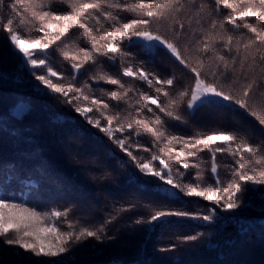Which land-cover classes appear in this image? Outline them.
Wrapping results in <instances>:
<instances>
[{
  "label": "snow or ice",
  "instance_id": "6c2138e0",
  "mask_svg": "<svg viewBox=\"0 0 264 264\" xmlns=\"http://www.w3.org/2000/svg\"><path fill=\"white\" fill-rule=\"evenodd\" d=\"M212 4L216 17L223 15L222 8L229 9L230 13L223 15V20L211 19L205 27V14L212 13H208L204 0H0V33H6L18 64L22 63L26 68L30 66L28 71L39 82L36 87L42 85L62 97L63 102L71 105L75 113L91 126L83 128L79 121L72 125L81 139L87 138L95 145L109 148L96 132L91 131L94 128L126 154L127 159L118 158L115 150L109 148L110 159H118L121 167L128 168V180L138 190L140 184L145 185L148 203L142 207L147 215L138 216L134 223L141 226L146 237L157 232L162 236L164 230L180 223L182 218L205 222L219 219L217 208L235 210L242 203H247L249 185L264 186V139L254 143L255 137H250L243 129L240 130L243 134L231 130L187 136L173 135L168 131L170 125H188L191 121L187 117L194 120L201 109H222L254 118L264 134V103H249L252 88L257 86L255 82L247 83L238 94L228 83L238 59L239 78L244 80L247 79L244 66L250 57L264 65V0H212ZM65 5L68 11L62 10ZM121 13L130 15L123 16ZM164 24L174 33L173 39L161 34L160 26ZM154 25L157 26L155 30ZM73 29L82 32L85 46L65 43L63 49H53ZM241 29L252 34L247 42H243ZM25 30L37 35L26 37ZM189 35L199 45V57L194 62L186 59L178 46ZM241 47L243 56L240 55ZM132 48L141 49L148 63L158 49H166L191 74L193 83L187 88L181 85L182 90L171 97L180 81L174 75L161 78L146 70L143 66L146 61L137 63ZM49 49L59 51L70 63L68 76L54 69L50 60L53 52ZM253 49L255 55L251 51ZM210 60L215 62V68L208 69L211 80L204 75ZM116 61L120 62L122 77L144 82L152 90L151 94L126 86L122 78L103 70L104 66L116 68ZM98 64L100 70L82 82L80 77L88 71L86 65ZM261 83L264 84V81ZM102 84L115 86V89H106ZM94 91H98L99 96L89 95ZM129 93L135 97V114L129 113L122 118L121 113L114 109L120 108ZM23 111L21 108L17 114ZM146 135L153 138L149 147L139 143V139ZM175 145H180L179 150ZM134 148L151 152L150 159L135 154ZM201 152L210 155L208 178L214 181L204 186L202 182L206 178L202 162H194ZM217 154L232 158V163L225 165L232 176L227 182L220 178ZM189 169L197 170L194 179H189L192 176ZM141 175L155 179L142 180ZM12 183L11 176L7 184L0 183V238H3L0 243L16 246L13 251L18 258L17 264H73L63 255H71L73 243L88 238L104 239L106 224L117 219L121 213L138 208L137 204L129 203L127 207L114 210L115 214H110L105 224L77 229L76 224L67 219L71 208L63 212L53 210L41 213L24 203L14 202L9 196ZM149 184L151 190L148 189ZM252 190L264 195V188ZM184 197L202 198L214 207L206 208V214H203L192 208V204L198 205L199 201H186ZM61 217L67 223L66 231L54 223H45ZM200 235H187L183 239L196 241ZM33 257L59 259L34 260ZM114 264L121 262L115 261Z\"/></svg>",
  "mask_w": 264,
  "mask_h": 264
},
{
  "label": "trees",
  "instance_id": "16d2710c",
  "mask_svg": "<svg viewBox=\"0 0 264 264\" xmlns=\"http://www.w3.org/2000/svg\"><path fill=\"white\" fill-rule=\"evenodd\" d=\"M63 11H68V7L63 6ZM209 12V8H207ZM227 15L228 12H223ZM223 15L216 17L211 15L212 19L223 20ZM209 21V20H207ZM208 24V22H205ZM226 27L230 28L231 26ZM218 31H222L218 28ZM244 33L243 42L252 35L245 29H241ZM227 33H225L226 35ZM26 37L34 38L37 34L25 30ZM249 36V37H247ZM63 43L72 44L73 46H85L82 32L80 30H71L69 36L66 37ZM10 41L6 38V33H0V183L7 184L11 176L13 183L9 191V196L17 203H24L27 207H33L38 212L45 213L53 210L63 212L65 209L71 208L67 219L76 224L78 229L81 226L96 228L105 224V221L110 218V214L114 215L117 207H127L129 203L138 205L137 209L129 212L121 213L115 221L119 222L120 226L129 229L133 234L129 237L117 234L112 229V225L106 224L105 235L111 233L115 238L112 243H107L104 239L97 241L94 238L85 239L79 243H73L70 251L78 249V254L75 257H70L68 253L63 254L73 264H106L114 257L121 256V264H177L175 259L184 257L185 253L190 250H197L202 252V257L206 260L203 263L208 264H223V262L234 263L230 261L232 254L238 252L236 248L237 240L245 241L246 239L256 238L259 234L264 233V224L256 228L252 232L241 235L237 225L234 224V217L238 214L236 212L229 213L223 209L217 208V217L219 222L215 219L209 224H194L187 219L182 218L180 223L171 225L164 230L161 236L159 232L148 234L147 237L143 232L141 226L136 225L134 220L138 216H146L147 213L143 210V205L148 203L144 193V184H140L139 190L132 182L130 183L129 193L137 198L136 202L127 203L123 197L126 189L122 192L121 187L127 184L125 179L118 181L117 169L115 159H110L109 148L114 149L117 157H124L122 152L112 144L103 133L92 128L91 131L96 132L101 137L109 148L95 145L87 138L81 139L77 134L76 129L72 126L76 121L80 122L83 128H91L85 121L75 113L71 105L65 104L62 97L44 89V86L39 85L38 81L28 71L24 64H18V58L13 55L14 49L9 47ZM182 55L186 59L195 61L199 57V45L192 46L186 38L181 40L178 44ZM235 48V42L233 43ZM59 47L63 49V45L57 42L53 49ZM90 48L91 46L88 45ZM49 49V52H53ZM187 49V51H185ZM160 52L157 50L158 55ZM236 54L235 51L233 53ZM243 49L241 47L240 55L243 56ZM155 55V56H156ZM153 58V57H151ZM106 58H100L103 60ZM54 69L63 73L65 76L70 74L71 65L68 61L60 55L59 51L53 52L50 57ZM139 61L137 60V63ZM149 66L148 63L143 66L146 70L154 72L161 78H171L173 75L180 81L175 85V91L172 92L171 97H175L180 89L181 84L186 86L192 81L191 74L183 69L174 58L165 55L161 61ZM127 63V61H126ZM208 67L205 69L204 75L212 79V75L208 76L209 70L215 68L214 60L207 62ZM88 71L81 81L89 80V77L96 71L100 70L99 64L97 66L86 65ZM103 70L110 72L112 75L123 79L126 86H131L137 91H146L151 94L152 90L147 84L134 78L122 77L121 65L116 61V68L109 69L104 66ZM244 71L247 79H240V60H237V67L231 73V78L237 77V80L242 83V88L247 83L255 82L257 86L252 88L249 103L257 105L264 103V65L258 64L251 57L244 66ZM186 79L185 81L183 79ZM228 83L233 86L234 90L237 87L236 83L229 80ZM106 89H115V86L102 84ZM95 88V84H93ZM41 89H44L43 91ZM182 90V89H181ZM89 95L99 96L98 91L89 93ZM107 99V97H103ZM162 99H164L162 97ZM115 104V102H112ZM166 103V101H165ZM135 97L129 93V97L121 102L119 111L121 117L127 116L129 113L135 114L134 111ZM21 108L24 111L21 114ZM183 111V108L180 109ZM209 109H201L197 113L196 118L188 125L179 127H168V131L173 135H194L199 132H214V131H231L236 130L239 134H243L241 129L246 130L250 137L254 136V143H259L264 139V134L260 131V126L254 118L246 114H233L222 109H211L209 111H221L223 114L217 115L208 112ZM209 113V119H205L204 113ZM242 113V110H241ZM163 116V114H161ZM166 119V118H165ZM205 119V120H204ZM173 124L177 122H172ZM119 135V134H118ZM148 137L143 136L139 139V143L144 147H149ZM177 149V147H176ZM155 150V149H153ZM135 154L150 158L151 152H144L143 148H134ZM217 160L222 161L221 165H230L232 158L226 154H217ZM194 162H202L201 167L204 170L205 181L202 186L214 181L209 179L210 169L209 162H211L210 155L206 152L199 153L198 157L194 158ZM229 169V168H228ZM192 173L189 179L195 178L196 169L188 170ZM119 174H122L119 172ZM128 178V176H126ZM125 177V178H126ZM222 181L227 182L232 179L231 172L221 174ZM143 180L151 181V177H146ZM187 182V181H186ZM248 195L253 198L254 191L252 185H249ZM263 188V186H259ZM151 190V184L148 185ZM255 193V192H254ZM186 201H199V204H192V208L199 212L206 214L203 209L206 206L214 207L210 202L204 201L197 197H184ZM106 204V206H103ZM93 205V206H92ZM257 202L254 204L255 208L250 205L247 209H260L264 211L263 206H258ZM92 206V207H91ZM179 207V205H175ZM89 209V210H88ZM238 210L239 209H235ZM264 216V212H263ZM174 220L177 218H173ZM193 219V218H192ZM113 221V220H112ZM46 224L54 223L63 231L67 230V223L65 218L61 217L58 220L45 221ZM224 230L223 233L221 231ZM201 234L199 238L192 243V241H184L183 237L187 235ZM3 238H0L2 240ZM129 242L128 247L123 252H119L116 243ZM231 241L232 243H229ZM215 245L214 249L208 248L207 245ZM81 245L80 247H78ZM179 247V257L173 258L172 262L166 257H171L173 247ZM112 248L114 252L105 251L103 248ZM16 246H9L0 243V264H17V256L14 254ZM162 249H168L163 251ZM23 251V250H21ZM76 250L73 251L75 253ZM73 255V254H72ZM230 255L229 258L227 256ZM33 259H59L55 258H37ZM169 262V263H168ZM187 264V262H185Z\"/></svg>",
  "mask_w": 264,
  "mask_h": 264
},
{
  "label": "rangeland",
  "instance_id": "374dc122",
  "mask_svg": "<svg viewBox=\"0 0 264 264\" xmlns=\"http://www.w3.org/2000/svg\"><path fill=\"white\" fill-rule=\"evenodd\" d=\"M204 3L206 4V7L209 8V12L208 13H212V15H213V13H214V5L212 4V0H204ZM223 12H228V14H229L230 10L229 9H223ZM121 15L128 16L130 14L129 13H121ZM211 19H212L211 15L205 14V22L209 23L211 21ZM207 20H209V21H207ZM207 25L208 24L205 23V27H207ZM156 27L157 26L154 25L153 29L155 30ZM193 27H197L198 28V26L195 25V24H193ZM74 30H76V29H74ZM160 32H161V34L166 35L169 39H173L174 38V33L170 30V28H169V26L167 24H164V25L160 26ZM69 33L66 34V36L62 38V41L67 39L66 37L69 36ZM247 37H249V36H247ZM251 37H252V35L250 36V38ZM185 38L187 39V41L190 44H192V46H196L197 45L195 38L191 37L190 35L186 36ZM62 41H58V42H60V45L64 46L65 43H63ZM131 51L136 54V61L137 60L138 61L145 60L146 61L145 64L148 63L147 62V58L144 56V54H143L141 49L132 48ZM158 51L160 52L158 55L153 56V58H150L151 62L148 63L149 66L153 67V64L156 63L155 61H161V59L165 55L170 56V54L167 52L166 49L161 48V49H158ZM251 51H252L253 55L256 54L255 49H253ZM255 61L259 64V61H257V60H255ZM151 63H153V64H151ZM208 76H211V72H209ZM208 79H209V77H208ZM183 80L185 81L186 79L184 78ZM230 80L236 83L237 87L235 88V91L237 92V94L240 91H242V83H240L237 80V77L231 78ZM192 83H193V81H190L189 83L186 84V86L184 84H181V85L183 86V88H187ZM181 89L182 88L180 86L179 90H181ZM165 101L167 102V100H165ZM208 112L214 113V114H217V115L223 114V112H221V111L211 112V111L208 110ZM204 116H205V119H207V120L209 119V113H207V111L204 113ZM180 126H183V125H180ZM148 141L150 142L148 145L149 146L152 145L153 138L152 137H148ZM175 147H177V150H179L180 145H175ZM122 155L124 156L123 157L124 159H127L126 154L122 153ZM109 156H110V152H109ZM118 158H119V156H118ZM146 159H150V158L147 157ZM217 162L220 164L222 161H218L217 160ZM210 163L211 162H209V167H210ZM114 165L116 166V169H117V176L119 177L118 181H120V184H121V180H123V179H125L127 181V184L123 185V187H121L122 192H124V190L126 189V193L124 194L123 199L127 203L136 202L137 198H135L134 196H132L131 193H129V189H130L129 185H130L131 181H129L128 178L126 177V176H128V168L127 167H121V164H120L118 159H115V164ZM218 171H219V174L221 175V174H225L227 171L230 172V169L226 168L225 164L224 165L220 164V167L218 168ZM119 172L122 173V174H119ZM137 172H138V170H137ZM207 172H209V177H210V169H207ZM145 178L146 177L141 175V179L142 180L145 179ZM151 178L155 179L153 177H151ZM253 188H259V186H253L252 189ZM263 188H264V186H263ZM254 192L251 193V194H254L253 198H255V200H257V201H254L247 194V196H248L247 203L246 204L242 203L241 206L238 208L239 211L238 210H229V211H227L229 213L236 212V214H238V215H236L234 217V224L237 225V228L239 229L241 235H244V234H247L249 232H252L256 228L260 227V225L264 224V216H263V212L264 211H262L260 209H247L246 208V206L249 207L250 205H253L252 207L255 208L254 204L256 202H257V204H259L258 205L259 207L263 206L264 195H262L260 192H257V191H254ZM103 206H106V204H103ZM121 207L122 206L117 207L116 209H119ZM208 207L209 206H206L203 209L205 210ZM187 220H189V222H192L194 224H198L199 226H202L201 224H209V222H205L202 219H192L191 218V219H187ZM215 220L217 222H219L218 219H215ZM112 222L113 223L110 224V225H112L114 227L112 230L115 231L117 234H121V235L126 236V237H129L131 234H133L129 229H125V228L121 227L119 222H117L115 220H113ZM105 229L108 230L107 228H105ZM242 229H243V231H242ZM223 232H224V230L221 231V233H223ZM105 236H107V239L104 240L105 242L112 243V242L115 241V238L112 236L111 233H108V235H105ZM128 243L129 242H127V241L124 242L123 244L122 243H116L113 247H116L119 252H123L128 247ZM192 243H195V242L192 241ZM80 246L81 245H79L78 247H80ZM207 247L211 248V249H214L215 245H211V244L209 245L208 244ZM236 248H237L238 252L233 253L231 255L232 258H229L230 255L227 256V258H229L230 261H234L235 264H264V233L263 234H259L256 238L246 239L245 241H241V240L238 239L237 242H236ZM178 249H179V247H174V249L172 251V254H171V257H166V259L170 258L169 262H172L173 258H178L179 257ZM74 250H76L75 253H73ZM74 250L71 252V255H69L70 257H75L79 253L77 248L74 249ZM108 250L111 251V252H114V250L112 248H110V247L106 248V249L103 248L102 251L105 252V251H108ZM201 254H202V252L190 249V250H188L185 253V259H184V257H180L179 259H175L174 263L185 264V262H187V264H208V263H203V262H205L208 259L203 258ZM115 261H119V262L122 261L121 260V256L112 258L110 260V262H107L106 264H114ZM213 264H214V262H213ZM218 264H220V263H218ZM223 264H234V263L223 262Z\"/></svg>",
  "mask_w": 264,
  "mask_h": 264
}]
</instances>
